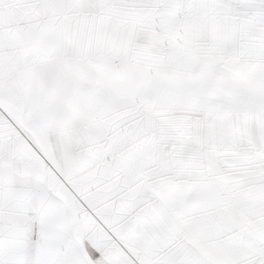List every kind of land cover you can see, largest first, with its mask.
Wrapping results in <instances>:
<instances>
[{"label": "snow or ice", "instance_id": "snow-or-ice-1", "mask_svg": "<svg viewBox=\"0 0 264 264\" xmlns=\"http://www.w3.org/2000/svg\"><path fill=\"white\" fill-rule=\"evenodd\" d=\"M0 264H264V0H0Z\"/></svg>", "mask_w": 264, "mask_h": 264}]
</instances>
